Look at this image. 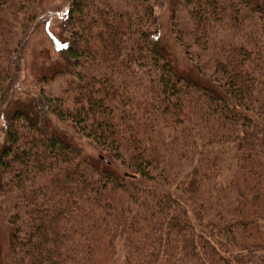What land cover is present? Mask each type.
Masks as SVG:
<instances>
[{"label": "trees", "instance_id": "16d2710c", "mask_svg": "<svg viewBox=\"0 0 264 264\" xmlns=\"http://www.w3.org/2000/svg\"><path fill=\"white\" fill-rule=\"evenodd\" d=\"M125 1L69 0L46 31L65 65L30 92L38 0H0V264H264V0H178L181 66L156 2Z\"/></svg>", "mask_w": 264, "mask_h": 264}, {"label": "rangeland", "instance_id": "374dc122", "mask_svg": "<svg viewBox=\"0 0 264 264\" xmlns=\"http://www.w3.org/2000/svg\"><path fill=\"white\" fill-rule=\"evenodd\" d=\"M177 1L178 0H154V2H156L155 15L157 17L158 24L160 25L159 28L167 37L164 39L165 45L175 55L176 63L181 66V64H184L183 61L185 60L181 50L175 46L171 30L169 28V22L174 13V21L176 20L175 23L178 24L185 21L186 11L180 3L178 4ZM68 3L69 0H38L36 7L32 8V11L31 9L28 11V16L35 15V22L30 29L27 30L26 38L20 51L21 54L19 55V61L17 62L18 68L16 76L14 77V87L17 90L24 89L26 91L34 92L38 88L36 82L39 81L44 72H49L51 74L55 70L53 68H56L59 65H65L63 62L64 58H62L58 47H52L50 45L46 36V31L53 30L58 33L59 20L67 9ZM112 5L121 11H125L128 6L125 0H112ZM0 24H2L3 33L6 34V36L8 35L9 38L17 34V28L10 18L9 7L6 8L5 12L0 13ZM4 42L5 40L0 39L1 59H3L4 55L2 47H6ZM13 45L7 46L9 51H11ZM62 82L63 79L60 78L50 81L46 86H44L45 92L51 96L58 94V90ZM4 107L5 111H8L6 107L9 110H12L14 107L13 100H7ZM80 144L88 153L96 156L102 155L96 151L93 145L87 143L86 141L83 140ZM113 169H116L121 176L126 175L127 179L133 178L131 174L125 173V171L121 170L117 166H114ZM6 229L7 226L0 217V240L2 248L4 249V235L7 234ZM4 254H2V264H8V260Z\"/></svg>", "mask_w": 264, "mask_h": 264}]
</instances>
